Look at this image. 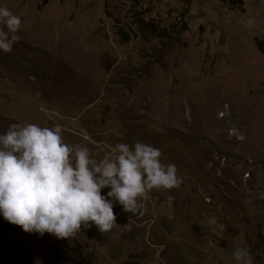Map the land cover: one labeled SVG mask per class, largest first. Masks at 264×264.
I'll list each match as a JSON object with an SVG mask.
<instances>
[{
    "label": "rangeland",
    "instance_id": "1",
    "mask_svg": "<svg viewBox=\"0 0 264 264\" xmlns=\"http://www.w3.org/2000/svg\"><path fill=\"white\" fill-rule=\"evenodd\" d=\"M242 1L0 0L21 19L0 51V134L60 124L94 159L144 142L181 180L146 193L130 231L119 204L120 226L73 239L0 216V264H236L237 247L264 264V0Z\"/></svg>",
    "mask_w": 264,
    "mask_h": 264
},
{
    "label": "clouds",
    "instance_id": "2",
    "mask_svg": "<svg viewBox=\"0 0 264 264\" xmlns=\"http://www.w3.org/2000/svg\"><path fill=\"white\" fill-rule=\"evenodd\" d=\"M0 24V51L8 53L19 39L21 19L0 7ZM62 130L60 124L17 122L0 134V216L26 233L73 239L82 226L93 225L107 233L120 226L116 204L132 214L121 226L130 231L146 193L181 182L177 166L163 163L159 148L116 143L104 158L94 159L86 146L65 143ZM103 189H109L106 195ZM232 257L236 264L253 261L247 248H235Z\"/></svg>",
    "mask_w": 264,
    "mask_h": 264
},
{
    "label": "trees",
    "instance_id": "3",
    "mask_svg": "<svg viewBox=\"0 0 264 264\" xmlns=\"http://www.w3.org/2000/svg\"><path fill=\"white\" fill-rule=\"evenodd\" d=\"M50 2H51V0H43L44 5H47ZM230 2L232 4V6H234V7H243L244 6V3L242 0H230ZM134 24L136 25V27L138 29H140L144 26L147 33H149L151 31V28H154L152 23L146 22V20L137 13L135 14V17H134ZM154 36L155 37H161L159 34H156ZM261 44L262 43H259L260 47L262 46Z\"/></svg>",
    "mask_w": 264,
    "mask_h": 264
},
{
    "label": "water",
    "instance_id": "4",
    "mask_svg": "<svg viewBox=\"0 0 264 264\" xmlns=\"http://www.w3.org/2000/svg\"><path fill=\"white\" fill-rule=\"evenodd\" d=\"M124 264H137V263H133V262H126Z\"/></svg>",
    "mask_w": 264,
    "mask_h": 264
}]
</instances>
